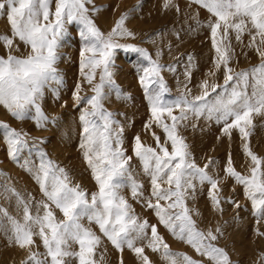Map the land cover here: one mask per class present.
<instances>
[{"label":"snow or ice","instance_id":"snow-or-ice-1","mask_svg":"<svg viewBox=\"0 0 264 264\" xmlns=\"http://www.w3.org/2000/svg\"><path fill=\"white\" fill-rule=\"evenodd\" d=\"M87 2L90 0H55V11L52 12L51 0H0V15L6 13L12 32L11 37L0 35V41L11 49L13 39L18 38L31 48L26 57L12 55L11 51L6 57L0 56V105L12 116L24 119L34 109L32 118L38 127H44L49 122L55 123V118L49 120L44 114L39 101L45 86L61 79L55 65L66 24L75 21L83 26L80 33L84 39L81 75L92 84L96 70H100V81L93 85V95L81 96L79 84L73 93L77 105H86L79 117L82 124L79 146L91 169L97 191L89 194L78 184L73 185L65 169L55 166L51 160L43 159L34 173L46 198L38 202V208L43 209V214L33 216L29 204L24 203L23 223L9 218L14 242L24 248L34 244L33 236L38 235L50 258V264H66L65 258L68 257L78 258L79 264H95L93 253L101 243V237L81 222L87 218L99 226L100 232L117 250L122 251L127 246L140 258L142 264L151 262L144 248L137 247L135 241L145 238L149 227L151 238L148 247L153 251H162L169 264H178V256L183 257L184 264H199L186 254L172 253L158 234L156 225H149L147 220H138L127 199L120 193L123 187L130 186L134 198L143 194L142 185L132 178L129 170L131 157L126 155L122 147L123 128L113 127L118 122L103 106L105 87L113 83V52L116 48L127 47L141 53L148 61V66L142 68L140 83L149 102L152 121L166 134L164 143L160 142L158 136L155 137L156 148L144 145L138 135L134 138L133 152L151 178L152 196L156 199L155 204L149 200L147 206L155 210L160 223L174 236L186 240L198 252L209 256L215 264H230L224 249L206 242L209 239L215 240L216 236L211 231L205 235L198 230L185 205L189 191H195L194 180L210 185L209 195L214 205L219 206L220 200L213 192L219 190L218 181L206 171L208 165L201 168L195 163L188 145L179 135L178 127L193 115L197 118H214L217 123L223 122L222 131L225 133H230L232 129L239 130L245 140L244 151L254 166L250 169V175H243L231 166L229 157L225 171L243 185L245 195L252 202L253 214L264 218L262 160L251 151L247 143L250 133L246 130V127L253 125L254 115L264 114V0H195L215 17L214 21L209 22L212 45L217 53L214 64L217 70L223 67L224 83L209 84L204 80L200 85L201 94L191 99L187 92L176 98H166L169 90L160 76L163 66L153 60L146 50L119 44L114 39L117 36L133 35L124 27L126 14L119 18L112 31L105 36L87 15ZM171 3L172 0H166L164 6L167 8ZM50 16H54V19L50 20ZM249 24L255 29L250 46L256 47L261 62L234 71L229 66L231 47L230 44H224V41L227 40L229 30L235 31L236 39L240 40L245 31L251 32ZM257 37L260 38L258 44ZM85 68L89 71L85 72ZM154 84L158 88H153ZM175 109H179L178 114H174ZM165 117L170 118V124ZM0 127L6 129L10 155H15L27 146V140L21 133L3 122H0ZM169 142L171 151L167 147ZM165 183L167 187L162 186ZM10 191L19 196L15 189ZM161 200L165 201V205H161ZM173 209L176 211H171ZM55 210L62 213L63 219H57ZM4 214L7 215L6 211ZM34 227L38 228V232L34 233ZM70 241L79 245L78 251L69 250ZM36 256L37 253H31L30 259L35 260ZM36 264L48 262L37 260Z\"/></svg>","mask_w":264,"mask_h":264},{"label":"rangeland","instance_id":"rangeland-1","mask_svg":"<svg viewBox=\"0 0 264 264\" xmlns=\"http://www.w3.org/2000/svg\"><path fill=\"white\" fill-rule=\"evenodd\" d=\"M165 2L166 0H90L85 7L89 10V18L105 36L112 31L122 15H127L124 27L133 35L117 36L114 39L119 44L146 50L153 60L163 66L160 76L169 90L166 98H176L186 92L190 99L198 96L204 80L209 84L222 85L224 71L223 67L219 70L215 68L214 58L217 53L212 45L209 27V22L214 21L215 17L195 0H172L167 8L164 6ZM50 8L52 12L55 11V0H51ZM53 19L54 16H50V20ZM248 27L251 32L245 31L240 40L236 39L235 31L229 30L227 40L224 41V44H230L229 66L234 71L247 69L261 62L256 47L250 46L255 29L250 24ZM82 28L79 22L66 24L55 65L61 79L49 82L39 101L44 114L49 120L55 118V123L49 122L44 127H38L36 120L32 118L34 109L28 117L17 119L0 105V122L21 133L27 140L26 147L15 155H10L6 129L0 127V264H36L37 260H47L50 264V258L47 257L38 235L33 236L34 244L24 248L14 242L9 219L15 218L23 223L24 203L29 204L33 216L43 214V209L38 208V202L46 198L34 177L43 159L51 160L55 166L65 169L73 185L78 184L89 194L97 191L91 169L79 146L82 132L79 117L86 105H77L73 97L77 84L80 85L81 96H91L94 94L93 85L100 81L99 69L96 70L92 84L81 75V51L84 46V39L80 34ZM0 35L12 36L6 13L0 15ZM259 39L256 38L257 44ZM9 51L17 57H26L31 48L18 38L13 39L11 49L0 41V56L6 57ZM147 66L145 57L130 48H116L113 52V83L105 87L103 106L118 122L113 127L123 128L122 147L126 155L131 157L129 170L132 178L142 185L143 194L134 198L130 186L123 187L120 193L127 199L138 220H147L149 225H156L158 234L172 253L186 254L199 264H215L209 256L198 252L186 240L174 236L160 223L155 210L147 206L149 200L155 204L156 199L152 196L151 178L133 152L134 138L138 135L144 145L153 148L157 147L156 136L161 143L166 140L163 129L151 119L149 102L140 83L142 68ZM84 71L88 72L89 69L85 68ZM213 72L215 75H212ZM152 87L158 88V85L154 84ZM178 113L179 109H175L174 114ZM165 119L171 123L170 118ZM252 119L253 125L246 127L250 133L247 143L251 151L261 158V171H264V114L254 115ZM148 124L151 126L146 127ZM222 128L223 122L217 123L214 118H197L193 115L178 127L179 135L184 138L195 163L201 168L208 165L206 171L218 181L219 190L213 192L220 200L219 206L214 205L209 195L210 185L194 180L195 191H189L185 205L196 228L205 235L211 231L216 236L215 240L209 239L206 242L224 249L230 264H264V218L253 214L252 202L245 195L243 185L225 171L229 157L231 166L246 176L250 175V169L254 165L244 151L245 140L239 130L232 129L230 133H225ZM167 147L171 151L170 142ZM162 186L167 187V184ZM10 189H15L19 196L14 195ZM160 203L165 205L163 200ZM5 211L7 215L4 214ZM55 212L58 220L63 219L59 210ZM81 222L101 237V243L93 253L95 264H142L140 258L127 246L122 251L117 250L103 236L95 222H89L87 218ZM33 231L38 232V228L34 227ZM150 238L149 227L147 236L136 240L135 244L144 248L151 264H169L162 251H153L148 247ZM69 245V250H79L77 243L70 241ZM31 253H37L35 260L30 259ZM176 259L178 264H184L182 256ZM65 260L66 264H79L76 257Z\"/></svg>","mask_w":264,"mask_h":264}]
</instances>
